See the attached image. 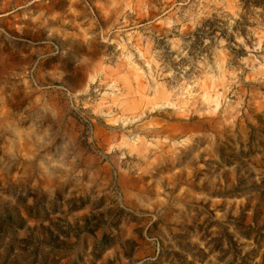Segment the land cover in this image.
<instances>
[{
    "label": "rangeland",
    "instance_id": "obj_1",
    "mask_svg": "<svg viewBox=\"0 0 264 264\" xmlns=\"http://www.w3.org/2000/svg\"><path fill=\"white\" fill-rule=\"evenodd\" d=\"M243 13L0 0V264H264L262 12L190 77L159 44Z\"/></svg>",
    "mask_w": 264,
    "mask_h": 264
},
{
    "label": "trees",
    "instance_id": "obj_2",
    "mask_svg": "<svg viewBox=\"0 0 264 264\" xmlns=\"http://www.w3.org/2000/svg\"><path fill=\"white\" fill-rule=\"evenodd\" d=\"M243 15L230 27L227 22L216 16L204 20L193 32L183 38L186 55L175 60L174 54L166 47V41H159L161 48V59L165 69L172 68L176 77H190L199 72L198 63L212 56L213 49L221 40L235 44V37L239 36L247 41L248 29L251 27L249 13L253 9H260L264 18V0H241ZM238 52H235V54ZM188 67L189 71H185Z\"/></svg>",
    "mask_w": 264,
    "mask_h": 264
}]
</instances>
